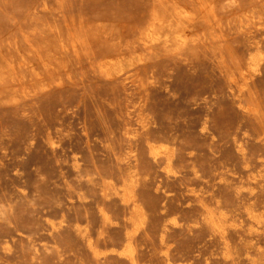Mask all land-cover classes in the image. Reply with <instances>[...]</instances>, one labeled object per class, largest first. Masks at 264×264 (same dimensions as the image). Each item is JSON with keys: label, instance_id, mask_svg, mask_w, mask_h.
<instances>
[{"label": "rangeland", "instance_id": "1", "mask_svg": "<svg viewBox=\"0 0 264 264\" xmlns=\"http://www.w3.org/2000/svg\"><path fill=\"white\" fill-rule=\"evenodd\" d=\"M0 264H264V0H0Z\"/></svg>", "mask_w": 264, "mask_h": 264}, {"label": "bare ground", "instance_id": "2", "mask_svg": "<svg viewBox=\"0 0 264 264\" xmlns=\"http://www.w3.org/2000/svg\"><path fill=\"white\" fill-rule=\"evenodd\" d=\"M160 20H162V19H160ZM169 40L166 38V40H165V42L167 43ZM251 68V70H250V73L251 74H255L258 70H259V63H257V62H253L252 64H251V66H250ZM247 85V84H246ZM212 219V218H211ZM222 233V232H221Z\"/></svg>", "mask_w": 264, "mask_h": 264}]
</instances>
